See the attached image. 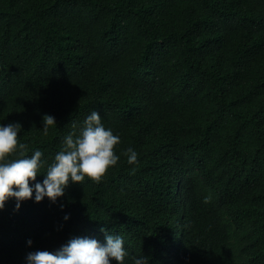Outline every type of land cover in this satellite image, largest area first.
<instances>
[{
	"label": "trees",
	"instance_id": "obj_1",
	"mask_svg": "<svg viewBox=\"0 0 264 264\" xmlns=\"http://www.w3.org/2000/svg\"><path fill=\"white\" fill-rule=\"evenodd\" d=\"M93 109L120 159L56 202L8 199L0 264L102 228L125 264H264V0H0V124L25 155L51 163Z\"/></svg>",
	"mask_w": 264,
	"mask_h": 264
},
{
	"label": "clouds",
	"instance_id": "obj_2",
	"mask_svg": "<svg viewBox=\"0 0 264 264\" xmlns=\"http://www.w3.org/2000/svg\"><path fill=\"white\" fill-rule=\"evenodd\" d=\"M42 124L46 134L49 126H56L55 117L44 114ZM21 130L20 122L0 124V209L10 198L15 199L17 210L21 201L29 198L39 202L47 197L56 202L64 195L69 181L82 182L85 177L99 180L120 159L114 151L120 136L114 134L110 127H105L100 112L95 109L85 117L78 132L74 125L73 131L63 137L51 163L42 159L43 152L39 148L30 156L25 155L28 148L18 140ZM10 154H16L17 158H10ZM124 154L128 163L137 162L138 153L134 148L128 147ZM44 167L46 171L41 172ZM39 174H43L42 181L36 179ZM210 199V195L204 197L205 202ZM68 218L66 213L64 219ZM101 231L105 233L104 242L87 235L74 236L54 251L37 249L28 252L26 264H111L113 259L117 264H125L129 252L124 237L103 228ZM27 243L30 245L31 239ZM132 264H149V257L143 254L134 256Z\"/></svg>",
	"mask_w": 264,
	"mask_h": 264
}]
</instances>
